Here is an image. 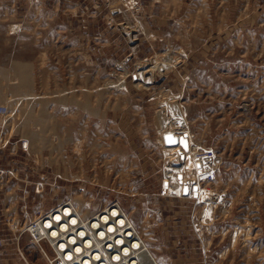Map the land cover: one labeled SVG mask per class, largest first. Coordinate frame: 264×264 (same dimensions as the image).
<instances>
[{
    "label": "rangeland",
    "instance_id": "rangeland-1",
    "mask_svg": "<svg viewBox=\"0 0 264 264\" xmlns=\"http://www.w3.org/2000/svg\"><path fill=\"white\" fill-rule=\"evenodd\" d=\"M138 2L0 0L35 59L0 117V264H49L26 227L66 200L120 203L157 264H264V0Z\"/></svg>",
    "mask_w": 264,
    "mask_h": 264
},
{
    "label": "built area",
    "instance_id": "built-area-1",
    "mask_svg": "<svg viewBox=\"0 0 264 264\" xmlns=\"http://www.w3.org/2000/svg\"><path fill=\"white\" fill-rule=\"evenodd\" d=\"M124 1L133 6L139 4L138 0ZM7 114L8 108L0 105V117ZM208 158H211V155L196 154L194 162L196 169L202 167V161L206 162V169L198 175V180L212 183L215 170L212 164H209ZM191 196L194 195L188 194V197ZM26 232L32 242L37 245L46 244L49 248L48 252H43L49 264L150 262L147 257L149 247L144 236L118 202L109 203L97 211L87 213L71 200L62 201L50 210L38 212L26 227Z\"/></svg>",
    "mask_w": 264,
    "mask_h": 264
},
{
    "label": "crops",
    "instance_id": "crops-1",
    "mask_svg": "<svg viewBox=\"0 0 264 264\" xmlns=\"http://www.w3.org/2000/svg\"><path fill=\"white\" fill-rule=\"evenodd\" d=\"M23 31L21 24L17 21L16 8L0 6V105L6 106L9 111L15 99L29 96L34 89L32 72L35 59H25L19 54ZM16 109H25V107H16ZM25 141L24 139L23 142ZM150 248L153 247L150 246ZM155 249L153 248L154 254L159 255V249Z\"/></svg>",
    "mask_w": 264,
    "mask_h": 264
},
{
    "label": "water",
    "instance_id": "water-1",
    "mask_svg": "<svg viewBox=\"0 0 264 264\" xmlns=\"http://www.w3.org/2000/svg\"><path fill=\"white\" fill-rule=\"evenodd\" d=\"M178 144H179V146H182V147H184V148H187L188 147V140H187V137H182V138H180L179 139V141H178ZM175 146H177L176 144H175ZM173 165H175V164H178V165H182V162H181V160L178 158V157H174V158H172V160L170 161ZM176 162V163H175ZM188 191H187V189H185L184 191H183V195H186V196H188Z\"/></svg>",
    "mask_w": 264,
    "mask_h": 264
},
{
    "label": "bare ground",
    "instance_id": "bare-ground-1",
    "mask_svg": "<svg viewBox=\"0 0 264 264\" xmlns=\"http://www.w3.org/2000/svg\"><path fill=\"white\" fill-rule=\"evenodd\" d=\"M158 69V68H157ZM204 170L202 167L197 169V173H201V171ZM149 250V249H148ZM149 258V264H157L155 257L153 256V254L151 253V251L149 250V255L147 256Z\"/></svg>",
    "mask_w": 264,
    "mask_h": 264
}]
</instances>
